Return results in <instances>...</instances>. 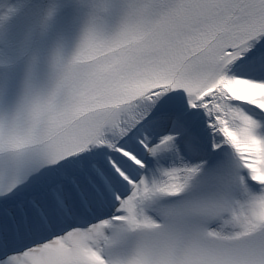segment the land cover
<instances>
[{
    "label": "snow or ice",
    "instance_id": "1",
    "mask_svg": "<svg viewBox=\"0 0 264 264\" xmlns=\"http://www.w3.org/2000/svg\"><path fill=\"white\" fill-rule=\"evenodd\" d=\"M0 264H264V0L0 10Z\"/></svg>",
    "mask_w": 264,
    "mask_h": 264
},
{
    "label": "bare ground",
    "instance_id": "2",
    "mask_svg": "<svg viewBox=\"0 0 264 264\" xmlns=\"http://www.w3.org/2000/svg\"><path fill=\"white\" fill-rule=\"evenodd\" d=\"M16 0H4L3 4L0 6V10H2L4 7H6L9 4H15Z\"/></svg>",
    "mask_w": 264,
    "mask_h": 264
}]
</instances>
